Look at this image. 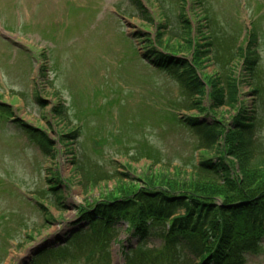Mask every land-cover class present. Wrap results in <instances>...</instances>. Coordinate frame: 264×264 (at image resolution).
Segmentation results:
<instances>
[{
	"label": "rangeland",
	"instance_id": "374dc122",
	"mask_svg": "<svg viewBox=\"0 0 264 264\" xmlns=\"http://www.w3.org/2000/svg\"><path fill=\"white\" fill-rule=\"evenodd\" d=\"M141 1L155 23L148 22L129 0H0V99L12 105L7 114L12 118L0 116V264H23L33 256L36 264H83L78 250L100 252L97 262L91 260L88 264H122L123 246L128 249L136 243V238L126 231L127 222L119 221L112 230L116 235L108 240L100 234H93V239L88 240L86 237L93 230L88 224L78 223L79 206L94 204L110 191L115 184L113 177L143 184L138 177L149 168L179 182L193 176L199 160L198 136L189 127L167 118L174 114V107L177 110V104L184 105L182 89L178 82L141 58L143 45L136 37L155 36L157 26L166 21L164 10L170 21L169 31L180 36V3ZM198 2L187 0L192 26L199 30L207 23L203 19L206 6L213 18L210 27L215 29L220 43L219 51L213 43L210 61L200 70L202 73L224 67L228 54L230 67L238 72L243 58L239 57L236 44L245 43L251 24L258 32V75L263 83V101L255 99L247 82H241L240 90L241 100L256 119L255 150L262 152L264 0ZM125 37L131 38L140 50L135 51L132 41ZM231 38L235 39L232 55L226 48V40ZM218 53L223 59L219 60ZM36 90L41 103L35 99ZM203 102L206 105L207 98ZM59 104L65 109L64 120L54 113ZM178 111L198 113L197 109L181 106ZM235 111L224 106L216 113L229 122ZM201 115L207 120L212 117ZM19 120L46 129L55 139L57 128L65 130L69 126L79 127L80 135H76L73 145L65 147L66 151L59 146L56 158L51 160L19 130ZM70 150L77 155V169L71 163ZM78 160L83 165L81 171ZM50 167L58 169L65 180L59 185L64 208L54 202L47 190L46 178H51V174L46 169ZM99 170L101 176L93 178ZM92 179L96 185L89 182L87 187L85 181ZM190 180L196 182L198 177ZM32 195L44 202L53 218L30 198ZM152 230L161 231L162 225H153ZM73 236L83 241L70 239ZM67 240L68 249L47 257L36 256L43 246H58ZM261 241L260 252L245 254L244 264H264V237ZM145 245L149 248L128 251L131 259L142 257L137 264H186L177 251L170 259L165 249H155L163 245L161 237H151Z\"/></svg>",
	"mask_w": 264,
	"mask_h": 264
},
{
	"label": "trees",
	"instance_id": "16d2710c",
	"mask_svg": "<svg viewBox=\"0 0 264 264\" xmlns=\"http://www.w3.org/2000/svg\"><path fill=\"white\" fill-rule=\"evenodd\" d=\"M134 1L142 8L140 0ZM178 18L184 26L182 37L176 36L177 40L175 34L162 24L154 44L147 40L149 45L144 56L154 67L166 72L178 82L182 89L183 107L206 113L224 105L237 108V78L227 66L204 74L203 78L199 73L205 63L210 61L209 53L216 37L206 36L202 30L206 26H202L199 31L201 39L194 43L190 37V22L182 7ZM204 19L207 20V17ZM256 39L257 36L253 32L248 46L245 49L239 47V50L244 52V65L250 80L257 77L258 71ZM192 51L191 59L176 55L177 52L188 54ZM250 84L255 91V99L260 100L257 84ZM206 95L208 107L203 106ZM241 107L229 126L218 120L207 122L195 115H187L182 120L199 136L200 144L204 146L202 158L198 163V173H207L202 175L203 180L207 181L199 182L202 176L196 174L193 177H198L196 182L192 183L190 179L179 182L161 172H148L143 175L147 186L142 188L121 180L115 190L107 193L105 200L98 202L93 210L80 208V219L89 221L92 230L100 232L108 240L113 234L114 220L124 218L135 233L143 238L145 234H149L153 225H160L177 206H183L186 209L184 214L176 215L172 219L170 235L177 234L184 238L187 247L204 260L202 264H242L243 253L257 252L260 249V238L264 235V151L255 150V117L252 120L246 104ZM9 112V107L0 103V116L8 117ZM56 115L64 118L62 105L57 108ZM18 122V127L30 135L44 154L53 158L55 142L47 132L20 120ZM63 132L65 131H61V143L72 145L77 132L70 130L68 135ZM220 138L224 140L222 145L219 143ZM74 155L72 151L71 162L77 169ZM101 173H95L93 178L101 176ZM55 175V183L48 179V189L54 196V202L59 201L60 204L59 183L62 179L58 172ZM91 182L96 185L93 179ZM157 187H166L168 190ZM179 191L181 194H178ZM117 196L122 198L117 199ZM217 198L221 200L220 203L216 202ZM100 224L102 228L99 227ZM56 249L47 248L41 254H52ZM140 259L142 260L140 256L132 259L130 257L125 264H137ZM30 264H35V259Z\"/></svg>",
	"mask_w": 264,
	"mask_h": 264
}]
</instances>
